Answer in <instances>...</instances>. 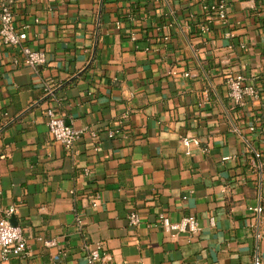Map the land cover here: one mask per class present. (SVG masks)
I'll list each match as a JSON object with an SVG mask.
<instances>
[{"label": "crops", "instance_id": "1", "mask_svg": "<svg viewBox=\"0 0 264 264\" xmlns=\"http://www.w3.org/2000/svg\"><path fill=\"white\" fill-rule=\"evenodd\" d=\"M13 7L47 63L16 64L21 53L0 42V205L18 204L29 245L7 261L0 250V264H86L96 246L111 255L106 264H252L256 254L264 263V213L255 225L249 209L260 195L264 204V0H228V23L210 32L192 0ZM192 14L194 27L173 26L164 40L167 22ZM230 73L259 97L235 103ZM53 103L85 130L74 150L50 134ZM112 128L120 134L110 138ZM161 213L195 216L200 230L168 234Z\"/></svg>", "mask_w": 264, "mask_h": 264}, {"label": "built area", "instance_id": "2", "mask_svg": "<svg viewBox=\"0 0 264 264\" xmlns=\"http://www.w3.org/2000/svg\"><path fill=\"white\" fill-rule=\"evenodd\" d=\"M168 1V0H159ZM198 2L201 11L206 16L207 23L199 26L203 32H210L212 25L216 22L226 24L229 21L228 12V0H192ZM193 14L189 18V22L182 23L180 21L167 22L163 27L164 40H170V28L175 26L180 32H185L186 29H191L193 26ZM37 21V20H36ZM200 25V24H199ZM119 26V22H118ZM32 24H17V18L13 7V0H0V42L3 45L9 46L14 50L21 53L22 58L15 57L14 62L16 64L23 63L32 68H38L47 63V53L42 49H33L28 45L29 31ZM132 39H136V36H132ZM186 76L190 74L185 73ZM227 86L229 88L230 97L237 104H245L248 100L256 99L259 97V91L255 84L249 83L247 77L242 73H230L227 76ZM50 93V92H49ZM45 114L47 117V126L50 134L55 141L62 144L68 150H74L77 142L84 134L85 130L76 128L67 124L64 116L61 114L57 107V103H53L46 108ZM254 129V128H252ZM93 137H98L96 130L91 131ZM120 134L119 128H112L107 130V135L113 138ZM185 145L189 146L194 143L196 146L201 147V141L199 138L189 139L185 137L183 139ZM205 151L208 148H204ZM257 157H260L258 152H255ZM230 157H225L227 160ZM89 171L87 170L86 173ZM259 182V188L261 187ZM1 196V191H0ZM259 203L249 209L252 212L253 224L257 225L260 222V218L264 213L263 197L260 195ZM94 205L96 201L94 200ZM18 208L17 203H13L8 207H2L0 205V250L1 256L4 260H9L12 256H24L28 254V239L25 236L24 228L19 224H13L11 217L16 213ZM79 228H83L81 220L78 222ZM142 223L141 215L137 211H132L129 214V224L131 226H138ZM210 223L215 224L214 218H210ZM159 224L168 234L181 233V232H198L200 225L195 216H186L180 221L173 222L170 218L161 213L159 215ZM48 244H54V241H47ZM88 257L86 264H100L107 263L112 260L109 253H102L101 247L87 248ZM60 254L54 256V260H59ZM252 264H264L258 254L254 256Z\"/></svg>", "mask_w": 264, "mask_h": 264}, {"label": "water", "instance_id": "3", "mask_svg": "<svg viewBox=\"0 0 264 264\" xmlns=\"http://www.w3.org/2000/svg\"><path fill=\"white\" fill-rule=\"evenodd\" d=\"M11 222L16 225V220H15V217L14 216H12Z\"/></svg>", "mask_w": 264, "mask_h": 264}]
</instances>
